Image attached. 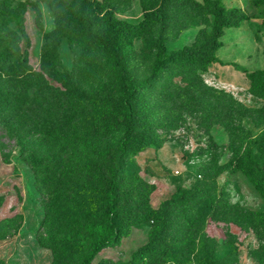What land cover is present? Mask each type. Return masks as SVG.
Masks as SVG:
<instances>
[{
    "label": "rangeland",
    "instance_id": "rangeland-1",
    "mask_svg": "<svg viewBox=\"0 0 264 264\" xmlns=\"http://www.w3.org/2000/svg\"><path fill=\"white\" fill-rule=\"evenodd\" d=\"M111 2L118 19L138 23L143 18L139 0ZM251 2L222 0L225 7L244 11L247 20L239 28L225 30L217 61L207 72L166 74L143 91L161 147L139 153L130 166L154 187L153 208L176 188L201 191L190 215L198 219L205 252L216 264H264V238L251 217L264 210V203L247 178L233 171L248 140L257 156L256 145L264 130L263 103L248 93L247 79L248 73L264 70V0ZM0 19L18 34L19 51L12 59L24 64V72L11 82L0 71V84L9 98H19L25 108L38 112L47 108L38 114L48 125L50 116L59 114L53 97L22 77L30 69H39L44 35L54 29L53 15L39 0H0ZM211 25L212 17L178 5L166 24L167 54L190 46L198 30H209ZM155 37L153 29L133 42L129 69L136 80L150 75ZM51 57L55 69L70 72L83 90L91 91L109 77L99 55L81 56L79 48L64 37L52 48ZM25 108L0 111V264H73L62 253L68 245L67 228L57 220V204L43 182L57 175L58 163L65 157L40 147L41 129L31 127ZM120 136L121 131L111 133L107 144H115ZM33 152L48 154L38 173L28 161ZM8 218L13 221L6 222ZM148 228H133L120 246L102 250L92 264L128 261L146 241Z\"/></svg>",
    "mask_w": 264,
    "mask_h": 264
},
{
    "label": "trees",
    "instance_id": "trees-1",
    "mask_svg": "<svg viewBox=\"0 0 264 264\" xmlns=\"http://www.w3.org/2000/svg\"><path fill=\"white\" fill-rule=\"evenodd\" d=\"M39 1L52 13L54 29L44 35L39 69H30L22 79L35 81L50 94L59 114H52L50 123L44 125L39 114L47 108L39 112L25 108L19 98H9L1 84L0 111L24 106L31 127L41 129L40 147L65 157L58 163L57 175L43 179L51 201L57 204V220L67 228L64 257L73 264H92L102 250L120 246L133 228L147 225L146 241L122 264H216L205 252L198 219L190 215L201 191L176 188L169 199L153 208L150 195L154 187L130 166L139 153L161 147V138L147 115L143 91L166 74L207 72L217 61L225 30L239 28L247 20L244 11L227 8L222 0H139L143 18L130 23L115 16L111 0ZM178 5L212 17V25L209 30H198L190 46L167 54L166 24ZM153 29L155 54L150 75L136 80L129 69L130 49L136 39ZM18 37L0 19V71L10 82L24 72L23 62L12 59L19 51ZM61 37L77 46L81 56L99 55L109 71L108 79L86 91L74 83L70 72L57 71L51 53ZM247 79L248 93L262 101L264 112V70L248 73ZM117 131H121L120 138L108 145L107 137ZM256 152L255 157L248 140L233 171L247 178L264 203V130ZM47 159V153L28 155L37 173ZM251 217L264 238V210Z\"/></svg>",
    "mask_w": 264,
    "mask_h": 264
}]
</instances>
